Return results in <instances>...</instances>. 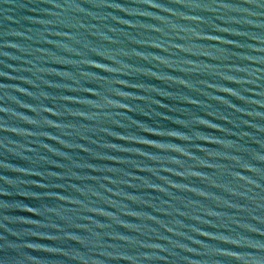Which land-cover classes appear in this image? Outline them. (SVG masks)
Here are the masks:
<instances>
[{
    "label": "water",
    "instance_id": "95a60500",
    "mask_svg": "<svg viewBox=\"0 0 264 264\" xmlns=\"http://www.w3.org/2000/svg\"><path fill=\"white\" fill-rule=\"evenodd\" d=\"M0 264H264V0H0Z\"/></svg>",
    "mask_w": 264,
    "mask_h": 264
}]
</instances>
